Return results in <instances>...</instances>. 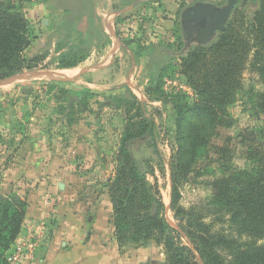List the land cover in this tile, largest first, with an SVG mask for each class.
Segmentation results:
<instances>
[{
	"label": "rangeland",
	"instance_id": "rangeland-1",
	"mask_svg": "<svg viewBox=\"0 0 264 264\" xmlns=\"http://www.w3.org/2000/svg\"><path fill=\"white\" fill-rule=\"evenodd\" d=\"M3 1L21 3L29 22L31 44L23 53L25 60L43 54L47 58L38 68L23 70L12 77L15 80L0 84V190L6 194L15 193V189L22 190L23 194L19 196L26 200L24 191L31 183L21 179L12 185L16 166L27 160L29 154L42 149L54 152L58 147L60 157H64L58 166L65 172L55 174L47 181L54 183L56 190L57 184L59 190L68 188L70 198L93 204L105 190L107 192L105 184L116 166L114 160L124 127L128 122L134 124L137 120L136 108L115 98L121 95L123 88L128 87L155 123L158 151L164 156V175L156 169V179L151 176L148 179L151 183L156 180L166 207L165 217L174 225L175 221L167 210L169 165L178 145L189 141V131L187 136L178 134L177 112L179 106L191 104L196 99L179 68L185 55H177L183 49V42L179 11L174 0L146 1L130 12L128 6L131 0L103 1L99 14L103 15V20L109 18V25L102 22L108 37L106 47L101 50L86 47L88 42L81 46L85 41L80 32L86 39L87 35L94 33L90 20L82 15L86 0ZM43 8L56 12L43 13ZM256 9L245 13L240 11L230 21L240 17L249 18ZM96 34L97 31L94 35L97 39ZM194 48L197 47L191 49ZM58 53L68 54L67 58L79 62L76 71L64 72L69 78L56 75ZM41 74L48 78L33 76ZM49 78L69 81L66 85L69 90H78L90 84L91 89L88 90L100 95L81 97L86 110L78 113L76 106V124L70 127L64 123L61 115L66 107L65 98L58 88L45 85L50 82ZM242 80L244 90L229 110L234 124L229 129H221L212 142L217 145L230 144L235 151L234 166L249 169L252 163L243 159L245 149L239 146L238 140L241 134L254 130L258 124L254 115V94L261 92L263 87L258 77L249 71L243 74ZM188 121L197 124L202 135L208 131L202 122ZM187 152L189 154H185L184 158L195 160L188 176L179 186L180 204L184 208L195 209L206 224L213 225V230L232 232L227 216L210 205L212 178L205 168L201 151L193 154L192 148H189ZM148 154V151L144 153L145 156ZM6 172H9V178ZM4 179L12 183L3 185ZM261 243L264 244V241ZM124 247L152 248L153 262L164 264L161 247H138L132 243Z\"/></svg>",
	"mask_w": 264,
	"mask_h": 264
},
{
	"label": "trees",
	"instance_id": "trees-1",
	"mask_svg": "<svg viewBox=\"0 0 264 264\" xmlns=\"http://www.w3.org/2000/svg\"><path fill=\"white\" fill-rule=\"evenodd\" d=\"M86 37L81 46L93 43L92 36ZM107 37L100 35L97 44L106 45ZM30 44V25L21 3L0 0V84L23 70L42 65L46 54L25 60L23 53ZM89 44L85 46L89 48ZM67 55L58 56L57 70L78 66L79 62ZM179 68L196 99L179 106L177 112L178 134L187 136L189 131V141L178 145L169 165L167 210L174 225L165 217L166 207L156 180L151 183L148 179L154 177L156 169L164 175V156L158 151L155 123L128 87L115 97L138 111L136 122H128L123 129L116 166L105 184L117 247L120 250L127 243L161 247L164 264H264V0H258L249 18L230 21L211 43L189 50ZM246 71L258 77L263 90L254 94L258 124L238 140L245 149L243 159L252 166L238 169L233 164L235 151L230 144L217 145L212 140L221 129L234 124L229 110L244 90L242 77ZM68 82L50 81L45 85L58 88L65 98L62 120L71 127L76 124V106L78 113L86 110L81 97L100 94L84 88L69 90ZM188 120L202 122L208 131L202 135L200 127ZM189 148L193 154L201 151L212 178L210 205L227 216L232 232L213 230V225L206 224L195 209L180 204L179 186L195 160L184 158ZM27 207L24 198L0 190V264H10L7 253L21 232Z\"/></svg>",
	"mask_w": 264,
	"mask_h": 264
},
{
	"label": "crops",
	"instance_id": "crops-1",
	"mask_svg": "<svg viewBox=\"0 0 264 264\" xmlns=\"http://www.w3.org/2000/svg\"><path fill=\"white\" fill-rule=\"evenodd\" d=\"M103 1L105 0L84 1L86 9L82 13L84 19L90 20L91 29L94 32L93 35L90 34L93 43L89 44V48H99L100 50L106 45L98 47L97 41L100 35H107L102 28V22L105 21L109 25V18L103 20L105 18L99 14V8ZM42 11L43 13L56 12V10L47 8H43ZM96 31L97 39L94 36ZM81 36L82 39H85L84 34ZM69 70L76 71V67L56 69L58 73ZM85 85L84 89H91L90 84ZM29 155L27 160L16 166L14 174L12 185L19 183L21 179L31 185L24 191L28 204L24 223L14 245L8 251L7 257L14 255L17 246L25 244L31 248L25 247L26 257L22 256L17 264H155L152 248L123 247L118 249L113 237L111 208L106 190L99 199L90 204L80 202L77 198H70L67 194L68 188H64L63 191L59 190V184H57L56 190L54 183L47 181L55 174L65 172V169L61 170L58 166L59 162L64 159V157H60L58 147H55L54 152L42 149ZM5 174L8 178L10 177L9 172ZM5 183H8L9 186L12 181L7 182V179H4L3 185ZM6 191L12 190L4 192ZM13 192L18 195L23 194L22 190L18 189ZM41 223L46 228V232L42 236L37 234V228ZM32 236L36 240L31 239ZM159 261L162 262V260Z\"/></svg>",
	"mask_w": 264,
	"mask_h": 264
},
{
	"label": "flooded vegetation",
	"instance_id": "flooded-vegetation-1",
	"mask_svg": "<svg viewBox=\"0 0 264 264\" xmlns=\"http://www.w3.org/2000/svg\"><path fill=\"white\" fill-rule=\"evenodd\" d=\"M137 0H131L130 6H132ZM146 1H154V0H144L139 5L129 9L128 12L137 9L142 3ZM177 7V11H179V27L181 30V38L183 42V48L188 39H190V44L185 51L183 49L178 53L183 56L186 55L187 52L193 47H202L209 43H211L217 36L222 33L225 27L229 24L232 16H235L240 11L249 12L255 10L257 8L258 0H233L231 4V9L229 15L227 17L225 27L222 31H219L218 26L222 23L223 17L221 14H213L205 11V8H209L211 11L218 10L227 6L230 0H174L173 1ZM161 4V2L159 3ZM205 5V7L203 6ZM188 9H195L193 17H190L189 25L185 29L186 39L183 37V29H182V15ZM176 12V11H175ZM218 13V12H217ZM116 15V14H115ZM183 52V53H182Z\"/></svg>",
	"mask_w": 264,
	"mask_h": 264
},
{
	"label": "water",
	"instance_id": "water-1",
	"mask_svg": "<svg viewBox=\"0 0 264 264\" xmlns=\"http://www.w3.org/2000/svg\"><path fill=\"white\" fill-rule=\"evenodd\" d=\"M144 0H137L132 6L129 7V9H132L133 7L139 5L141 2H143ZM233 0H230L229 4L227 6H225L224 8L220 9V11L218 10H213L211 11L210 9V6H207L209 8H205V11L208 12L209 14L210 13H215V14H221V16L223 17V21L222 23L218 26V29L219 31H222L225 27V23H226V20H227V17L229 15V12H230V9H231V4H232ZM205 7V5H203ZM128 9V10H129ZM194 12H195V9H188L186 12L183 13L182 15V29H183V37L184 39H186V33H185V29L187 28V25H189V22L190 20H188L190 17H193L194 15ZM218 12V13H217ZM190 44V39L187 40V42L185 43L184 45V48H183V51H185L187 49V47L189 46ZM183 53V52H182ZM177 55H180V54H177ZM35 77H39V78H46L47 76L44 75V74H41V75H33ZM48 78V77H47ZM10 81L12 80H15L13 78H10L9 79ZM17 80V79H16ZM64 81V79H59L57 81ZM9 81V82H10ZM49 81H56L54 80L53 78H49ZM8 82V81H7ZM60 188H62V184H60L59 186Z\"/></svg>",
	"mask_w": 264,
	"mask_h": 264
},
{
	"label": "built area",
	"instance_id": "built-area-1",
	"mask_svg": "<svg viewBox=\"0 0 264 264\" xmlns=\"http://www.w3.org/2000/svg\"><path fill=\"white\" fill-rule=\"evenodd\" d=\"M45 232H46L45 225L43 223H41L37 228V234L42 236V234H45ZM31 239L36 240V238L34 236H32ZM25 247L28 249L31 248V246L27 247V246H25V244H21V245L16 247L14 255L11 257H8V261L10 262V264H17L19 262V259L22 256L26 257Z\"/></svg>",
	"mask_w": 264,
	"mask_h": 264
},
{
	"label": "bare ground",
	"instance_id": "bare-ground-1",
	"mask_svg": "<svg viewBox=\"0 0 264 264\" xmlns=\"http://www.w3.org/2000/svg\"><path fill=\"white\" fill-rule=\"evenodd\" d=\"M57 73V72H56ZM55 73V74H56ZM58 77H60V78H67L68 77V75L67 74H65L64 72H59L58 74H56Z\"/></svg>",
	"mask_w": 264,
	"mask_h": 264
}]
</instances>
